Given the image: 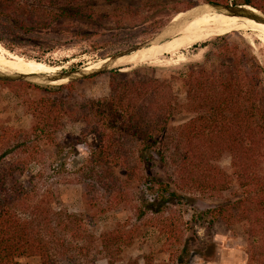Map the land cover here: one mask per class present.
I'll use <instances>...</instances> for the list:
<instances>
[{"label":"rangeland","instance_id":"rangeland-1","mask_svg":"<svg viewBox=\"0 0 264 264\" xmlns=\"http://www.w3.org/2000/svg\"><path fill=\"white\" fill-rule=\"evenodd\" d=\"M141 1L94 0L92 10L95 14L104 15V19L98 18V24L58 23L36 33L34 43L25 46L27 44L22 42V47H16L13 52L0 44V58L34 59L41 61L37 64L51 72L61 70L68 73L97 68L109 58L154 38L171 21L184 15L183 12L199 5L212 4L202 0H154L145 8ZM179 2L197 4L177 13V9L186 6ZM230 4L234 6L231 1L227 5ZM35 5L39 3L35 1ZM128 6H139L140 9L132 14L119 11ZM256 10L264 15L261 10ZM112 12L117 14L114 19L109 18ZM205 12L208 11L201 10L194 15ZM76 32L80 37H74ZM60 34L65 36L61 37ZM82 34L87 35L81 38ZM223 35L230 46L246 49L256 59L262 68L260 77L264 84V33L247 27ZM220 36L210 37L203 40L204 43L169 54L153 55L146 48L145 54L125 63L129 64L126 68L121 71L118 68L131 78L138 74L144 78L168 81L171 84L172 102L178 100L187 106L186 109L175 110L165 125L167 140L161 143L158 140L159 145H164L163 148L146 152V155L135 151L124 172L108 162L89 163L91 151L96 147V138L90 134L87 123L75 120V115L65 114L54 140L45 142L30 137L33 119L28 114L30 102L46 97L68 102L74 106V110L80 108L82 113L84 110L81 107L87 104L94 115L96 109L93 110L91 106L97 100L108 99L110 72L117 68L52 85L0 79L29 84L20 85L16 92L0 84V136L5 130L24 132L19 138H6L7 144L4 147L0 145V154L10 152L5 161L27 159V154L20 153L22 142H32L33 148L39 146L20 182L32 192L34 202L31 204L46 208L51 213L49 221L52 226L61 222L67 226L65 230L55 231L51 252L57 264H108L110 259L113 264H264V234H252L254 221L239 220L242 215L238 208L225 213L229 221L211 212L244 196V188L240 178L234 174L230 155L226 152L213 156L207 154L201 149V142L194 139L191 141L192 147L188 146L195 151L191 157L193 168L189 166V169H185L187 164L182 163V155L190 140L186 144L180 136L181 131L200 112L189 101L191 95L185 79L192 69L196 72L203 70L204 78L223 72L222 64L228 61L217 56L215 44H212ZM49 40H52L53 48L42 53L44 49L41 44ZM70 84L71 91L66 87L57 94L44 91V88ZM33 86H38V89ZM87 170L90 171L88 175ZM258 173L264 174V161L259 164ZM101 174L102 185L98 180ZM96 176L97 179H94ZM112 176L118 179L117 185L111 180ZM144 181L151 182L153 189L159 188L163 197L153 203L148 201V205L139 189ZM159 184L167 186V189L162 191ZM87 186H94V189ZM117 190L123 194L116 199ZM88 195L95 200L93 207L86 199ZM261 196L264 197V193ZM168 223L182 236L172 246L161 232ZM116 230L132 233L131 242L110 250L103 249L102 237ZM58 240L63 241V247H58L61 245ZM19 261L21 264H42L38 257H20Z\"/></svg>","mask_w":264,"mask_h":264},{"label":"trees","instance_id":"trees-1","mask_svg":"<svg viewBox=\"0 0 264 264\" xmlns=\"http://www.w3.org/2000/svg\"><path fill=\"white\" fill-rule=\"evenodd\" d=\"M35 1L39 5L36 6ZM93 1L0 0L2 29L0 44L13 52L16 47H22V42L27 44L25 46L34 43L36 33L61 22L98 24V18L104 19V15L95 14L92 10ZM153 1L142 0L141 4L146 8ZM202 1L224 5L231 1L234 5L250 6L264 13V0ZM179 3L186 6L177 9V13L186 11L197 4L196 2ZM139 9V6H128L120 8L119 11L123 14H132ZM114 15L117 16L115 12H112L109 18L114 19ZM74 35V37H80L78 32ZM86 35L82 34L81 38ZM60 36L63 37L65 34ZM51 41H43L42 53L53 48ZM199 43L188 46L184 50ZM212 44H215L217 56L227 59L228 62L222 64L224 70L218 76L212 74L211 78H204L203 70L196 72L192 69L185 79L191 95L189 101H192L200 112L181 131L180 136L186 144L190 140V144L186 145V152L182 155V163L187 164L185 169H189V166L193 168L191 157L195 155L192 154L195 151L193 152V148L190 147L194 139L201 142V149L207 154L213 156L221 152L228 153L234 174L240 178V184L244 188V196L211 212L215 214L214 216L217 215L229 221L230 218L225 213L229 209L238 208V212L242 215L238 219L254 221L252 224L255 225V229H252V234L262 235L264 234L262 233L264 231V197L261 194L264 193V174L258 173L259 164L264 161V84L260 77L262 68L246 49L230 46L224 35L217 37ZM26 61L41 63L34 59ZM128 65L124 64L118 68L121 71ZM120 71L110 72L109 97L92 104L91 108L96 109L94 115L87 104L81 107L84 110L82 113L80 108L74 110L73 105L61 99L53 100L45 97L30 102L28 114L33 119L30 137L45 142L53 141L55 133L61 128V118L69 114L75 115L77 121L86 122L90 128V134L96 138V147L91 151L88 159L91 164L99 161L108 162L124 172L128 160L135 151L145 154L161 150L164 145H159V142L167 140L165 125L169 123L175 110H183L187 106H183L176 99L177 102H172L171 84L168 81L144 78L138 74L131 78ZM0 84L12 92H16L20 85L29 86L24 82L3 80H0ZM33 87L38 89V86ZM65 87L71 91V84L44 88V91L57 94ZM100 109L106 111L102 110V112ZM23 133V131L5 130L0 136V145L4 147L7 144L6 138H19ZM31 144L32 142L23 141L20 146V153L27 154V159L5 161L6 155L10 152L0 154V264H21L20 257H38L42 264H57L51 252L52 245L55 243V231L67 229L62 222L52 226L49 221L51 213L46 208L32 205L31 203L34 202L32 192L20 182V177L30 163L29 160L33 159L34 154L39 150V146L33 148ZM89 172L87 170L86 174L88 175ZM94 179H97V176ZM98 180L102 185V174L98 175ZM111 180L115 183L118 181L114 176ZM93 187L87 186V188ZM159 187L162 191L167 189V186L162 184H159ZM139 189L147 203L148 201L153 203L159 197H163L159 188L153 189L151 182H142ZM116 193V199L123 194L119 190ZM86 199L93 207L94 198L88 195ZM161 232L166 236V242L170 246L179 242L182 237L170 223L164 225ZM131 239L132 233L116 230L102 237L101 247L110 250L121 244H129ZM58 241L61 242L58 247H63V241ZM69 260L72 263L73 260L71 258ZM108 264H113V261L108 260Z\"/></svg>","mask_w":264,"mask_h":264},{"label":"bare ground","instance_id":"bare-ground-1","mask_svg":"<svg viewBox=\"0 0 264 264\" xmlns=\"http://www.w3.org/2000/svg\"><path fill=\"white\" fill-rule=\"evenodd\" d=\"M201 10H196V13ZM208 12L194 15L193 12L185 13L184 15L176 18L173 22L179 21L181 18L186 17L185 20L175 33V36L163 41L158 45L149 46L148 50L153 55H162L176 52L188 46L199 43L210 37L220 36L232 31L246 29L247 27L256 29L264 33V24L257 23L247 18L232 17L224 14L223 12H215L206 10ZM255 11V10H253ZM187 14V15H186ZM193 15V16H192ZM247 26V27H246ZM145 49L133 52L127 56L119 58L114 66L123 65L142 54H145ZM104 61V60H103ZM107 63V62H106ZM39 64V63H38ZM37 63L25 60L2 59L0 58V73L4 74H17L24 76L33 75H57L61 71L51 72L49 69L44 68ZM86 68L85 71H91L100 68ZM70 73V72H68ZM42 84V83H41ZM47 85V84H46Z\"/></svg>","mask_w":264,"mask_h":264},{"label":"water","instance_id":"water-1","mask_svg":"<svg viewBox=\"0 0 264 264\" xmlns=\"http://www.w3.org/2000/svg\"><path fill=\"white\" fill-rule=\"evenodd\" d=\"M196 10H211L215 12H223L224 14L232 17H239V18H247L249 20H253L257 23H262L264 24V15L260 14L256 9L242 5V6H233V5H227V6H219L216 4H203L196 6L186 12H193L194 14ZM255 10V11H253ZM187 15V14H186ZM187 17V16H186ZM181 18L177 22H170L169 25L163 29L159 34H157L154 38L148 40L147 42L143 43L140 46H136L134 49L118 54L112 58H109L107 63L102 65L100 68L91 70V71H85V69H82L80 71H75V72H70V73H58L57 75H33V76H24V75H17V74H4L0 73V79L4 80H10V81H19V80H25L33 83H42V84H56V83H66V82H71L75 81L81 78H86V77H92L97 75L98 73L108 70V69H113L117 68L115 67L114 64L115 62L124 56H127L133 52L140 51L142 49L148 48L151 45H158L161 44L163 41L172 38L176 31L178 30V27L185 21L187 18ZM119 70V69H118Z\"/></svg>","mask_w":264,"mask_h":264}]
</instances>
